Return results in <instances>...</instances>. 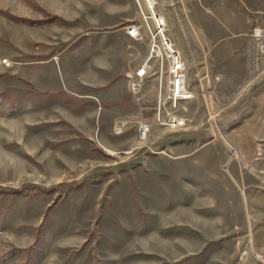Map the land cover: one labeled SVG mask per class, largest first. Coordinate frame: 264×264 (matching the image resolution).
I'll return each instance as SVG.
<instances>
[{"label": "rangeland", "instance_id": "obj_1", "mask_svg": "<svg viewBox=\"0 0 264 264\" xmlns=\"http://www.w3.org/2000/svg\"><path fill=\"white\" fill-rule=\"evenodd\" d=\"M156 1L198 97L187 128L141 141L133 100L102 103L134 115L117 136L96 101L57 89L68 60L57 79L52 56L71 29L53 2L0 0V264H264V56L249 42L261 20L244 0ZM108 2L133 13L134 0ZM231 18L241 58L227 54ZM143 36L131 51L146 52Z\"/></svg>", "mask_w": 264, "mask_h": 264}, {"label": "crops", "instance_id": "obj_2", "mask_svg": "<svg viewBox=\"0 0 264 264\" xmlns=\"http://www.w3.org/2000/svg\"><path fill=\"white\" fill-rule=\"evenodd\" d=\"M51 2H53L52 11L58 16H64L70 22L71 29L66 32L68 46L56 51L52 56V60L55 61V66L52 69L57 79L61 77L60 71L62 72V68H60V65L62 59L68 60L66 67L67 72L70 74L69 80L65 83L60 82L61 86L57 89L63 87L68 93L73 95L82 94V96L93 99L100 105L101 114L106 111L108 115L115 117L114 122L125 120L124 118L131 120V116L134 118V115L122 109L115 113L103 107L102 103L106 105L119 104L120 108L121 103L126 100L133 103L125 74L140 66L136 61H132L133 59H142L146 58L144 55L147 56V50L145 52L146 47L144 48V46H141V51H131L132 48L140 47L137 41L127 36L126 27L124 26L126 22H135L136 16H139L135 3H131V8L134 9L132 13L130 10L123 11L120 5L109 4L108 0H51ZM244 3L249 9L256 11L253 17L257 21L261 20V23L257 25L264 27V19H262L264 17V0H244ZM239 25V20L233 21L232 18L229 20V52L227 53L229 59L242 57L241 53L233 50L231 36L235 27L239 31L241 27ZM57 32L58 30H55L52 35H57ZM249 42L250 45L255 47L251 35ZM176 43L180 49L178 50L185 53L182 44L178 43L177 40ZM71 57L74 60L82 59L83 63L75 61V65L71 66L69 62ZM111 59L119 60L117 69L114 61L113 64L110 63ZM85 60L88 61L85 62ZM120 60L123 61L120 62ZM114 74L115 76L112 77ZM80 75L84 87L77 83ZM117 76H123V79L115 81ZM109 77L112 80L108 85H105L106 78Z\"/></svg>", "mask_w": 264, "mask_h": 264}, {"label": "built area", "instance_id": "obj_3", "mask_svg": "<svg viewBox=\"0 0 264 264\" xmlns=\"http://www.w3.org/2000/svg\"><path fill=\"white\" fill-rule=\"evenodd\" d=\"M141 20L126 26V33L135 41L144 39L143 31H148L147 57L137 69L125 74L132 100L139 108L137 136H150L153 127L178 132L192 123L188 115L189 107L197 100L198 94L189 83L187 63L176 44L168 36V23L164 15L157 11L156 0H135ZM252 38L259 53L264 56V27L257 25ZM157 65L156 102L152 108V120L144 118L142 93L153 65ZM6 66H11L5 61ZM128 121L119 120L113 124L114 135H122Z\"/></svg>", "mask_w": 264, "mask_h": 264}, {"label": "bare ground", "instance_id": "obj_4", "mask_svg": "<svg viewBox=\"0 0 264 264\" xmlns=\"http://www.w3.org/2000/svg\"><path fill=\"white\" fill-rule=\"evenodd\" d=\"M135 3V0H134ZM127 36L130 38V34H127ZM149 136H143V138H139L141 141H145Z\"/></svg>", "mask_w": 264, "mask_h": 264}, {"label": "trees", "instance_id": "obj_5", "mask_svg": "<svg viewBox=\"0 0 264 264\" xmlns=\"http://www.w3.org/2000/svg\"><path fill=\"white\" fill-rule=\"evenodd\" d=\"M64 23H66V22H64ZM40 93H42V92H40ZM42 94L46 95V94H48V93H47V92H44V93H42Z\"/></svg>", "mask_w": 264, "mask_h": 264}]
</instances>
